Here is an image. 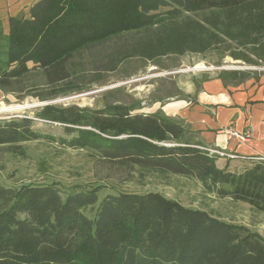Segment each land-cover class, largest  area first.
<instances>
[{
	"label": "trees",
	"instance_id": "trees-1",
	"mask_svg": "<svg viewBox=\"0 0 264 264\" xmlns=\"http://www.w3.org/2000/svg\"><path fill=\"white\" fill-rule=\"evenodd\" d=\"M4 35L0 90L39 89L17 97L48 101L102 81L135 57L220 48L264 65V0H37L9 18ZM142 108L46 104L32 116L0 118V146L26 157L24 143L44 137L37 122L56 125L61 144L88 151L127 180L136 171L164 182L195 178L206 193L264 213V159L240 171L219 167L221 155L182 119ZM0 264H264V236L156 191L100 198L96 187L63 197L56 183L0 181Z\"/></svg>",
	"mask_w": 264,
	"mask_h": 264
},
{
	"label": "rangeland",
	"instance_id": "rangeland-1",
	"mask_svg": "<svg viewBox=\"0 0 264 264\" xmlns=\"http://www.w3.org/2000/svg\"><path fill=\"white\" fill-rule=\"evenodd\" d=\"M7 48L8 38L0 25V58L5 57ZM230 52L231 50L215 48L203 54L188 52L183 55H167L156 61L138 57L127 59L118 70L106 73L102 81L88 84L80 92L48 101H40L33 95H28L23 100L17 97L25 92L36 94L39 89L27 88L19 95L6 94L0 90V105L5 103L29 106L21 111L0 112V118L20 117L25 114L32 116L38 107L48 103L64 106L77 104L82 107L104 106L109 103L140 104L143 106L141 111L147 112L146 110L152 111L155 101L164 103L168 97L182 95V83L198 74L215 76L222 71H231V68L240 72H258L264 69V65L237 60ZM199 63L206 64L210 69H191ZM44 86L47 85L43 84L40 88L44 89ZM36 127L42 131L44 137L39 141L24 143L26 157L15 155L7 146H0V181L3 184L20 186L56 183L63 197L75 190L96 187L99 188L100 198L109 193L156 191L185 206L207 210L226 222L246 225L264 236V213L257 212L248 203L233 201L231 198H217L206 193L199 180L185 176L174 175L164 182L157 176L142 178L136 171L127 180L131 175L95 161L88 151L61 144L63 132L59 126L37 122ZM250 161L241 163L242 167L238 170H242ZM217 164L219 167L227 166L231 169V165H225V159L219 160ZM85 213L92 217L95 209L87 208Z\"/></svg>",
	"mask_w": 264,
	"mask_h": 264
},
{
	"label": "crops",
	"instance_id": "crops-1",
	"mask_svg": "<svg viewBox=\"0 0 264 264\" xmlns=\"http://www.w3.org/2000/svg\"><path fill=\"white\" fill-rule=\"evenodd\" d=\"M36 1L0 0L3 33L11 16L27 12ZM222 72L215 76L198 74L184 81L182 95L168 97L164 103L155 101L152 111L146 113L162 110L182 119L202 144L223 152L219 160L225 159V165L238 170L241 163L264 159V69L240 72L231 68Z\"/></svg>",
	"mask_w": 264,
	"mask_h": 264
},
{
	"label": "bare ground",
	"instance_id": "bare-ground-1",
	"mask_svg": "<svg viewBox=\"0 0 264 264\" xmlns=\"http://www.w3.org/2000/svg\"><path fill=\"white\" fill-rule=\"evenodd\" d=\"M209 67L204 64V63H199L198 65H196L195 67L191 68L193 70H202V69H208ZM210 69V68H209ZM188 70H190V68H188ZM28 108L27 106H23L21 104H10V105H7L5 103H2L0 105V112H12V111H21L23 109H26Z\"/></svg>",
	"mask_w": 264,
	"mask_h": 264
},
{
	"label": "built area",
	"instance_id": "built-area-1",
	"mask_svg": "<svg viewBox=\"0 0 264 264\" xmlns=\"http://www.w3.org/2000/svg\"><path fill=\"white\" fill-rule=\"evenodd\" d=\"M227 133H228V134L231 133V130H228ZM235 134H236V133H235ZM236 135L239 136V137H241L242 139H244L243 136H240L239 134H236ZM209 150H210L211 152H215V153H219V154L223 155V152L220 151V150H215V149H209ZM229 156H230V157H234V155H231V154H229ZM258 159H263V158H258Z\"/></svg>",
	"mask_w": 264,
	"mask_h": 264
},
{
	"label": "water",
	"instance_id": "water-1",
	"mask_svg": "<svg viewBox=\"0 0 264 264\" xmlns=\"http://www.w3.org/2000/svg\"><path fill=\"white\" fill-rule=\"evenodd\" d=\"M48 104H50V103H48ZM46 105V104H45ZM27 107H29V106H27Z\"/></svg>",
	"mask_w": 264,
	"mask_h": 264
}]
</instances>
